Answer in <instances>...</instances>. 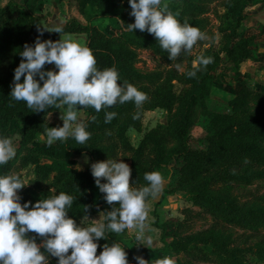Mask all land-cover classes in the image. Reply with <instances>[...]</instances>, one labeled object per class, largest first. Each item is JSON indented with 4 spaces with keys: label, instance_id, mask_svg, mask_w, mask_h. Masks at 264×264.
Wrapping results in <instances>:
<instances>
[{
    "label": "trees",
    "instance_id": "trees-1",
    "mask_svg": "<svg viewBox=\"0 0 264 264\" xmlns=\"http://www.w3.org/2000/svg\"><path fill=\"white\" fill-rule=\"evenodd\" d=\"M73 1L86 23L81 24L74 18L69 19L61 26L63 33L86 34V46L92 50L97 68L103 70L115 66L119 74L118 83L122 85L127 82L134 86L136 82L140 83L135 87L146 94L147 100L139 108L134 102L117 103L113 107L102 108L99 112L92 107L81 108L86 114L83 120L87 125L86 131L91 134L83 145L78 144L71 136L64 141L57 140L51 146L46 142L42 146L34 145L33 141L48 127L45 116L54 107L33 112L26 102L13 100L10 93L14 70L21 62L20 53L25 44L34 47L38 36L41 41H45L55 39L59 33L43 30V35H40L38 31V27L44 28L40 25L41 17L35 12V8L41 5L43 0H6V3L0 6V137L8 136V127L12 121L22 123L18 131L17 155L25 163H33L36 173L44 174V178L51 170L56 172L50 186L46 187L42 194H24L20 203L23 205L31 202L34 205L40 199L65 192L74 198L72 206L68 208V215L77 225L81 219L95 215L100 210L104 212L105 217L113 205L107 204L103 193L100 201H94L95 178L91 173V165L100 162L104 157H112L120 147L129 153L128 160L132 170L130 181L133 185L138 184L139 188L147 186L145 173L158 171L167 163L171 166L172 178L162 194L185 190L193 203L209 208L214 215L220 216L227 223L248 229H257L264 225L263 205L239 206L231 197L220 195L212 187L217 182H248L252 178H264V90L253 94L256 102L250 106V93L242 87V90L228 101V111L210 113L212 131L206 135V146L194 149L189 145V132L194 124L193 111L196 106H205L210 88L216 81L212 71L216 65L213 63L221 57L220 53L206 49L203 55L212 57L213 62L206 67L201 66L194 77L188 76V73L193 71L191 58L188 59L186 71L183 73L174 69L168 70L166 74L162 71L142 73L134 67L138 59V48H150L169 64L181 63L182 56L187 52L182 51L179 57L171 62L168 52L160 47L154 35L138 29L133 32L125 31L127 24L134 23L135 18L128 13L122 14L119 4L123 2L130 6L129 0ZM177 1L181 3L177 19L181 23L187 21L202 32L208 24V19L203 15L212 0ZM262 2L264 0H227L224 4L226 12L218 30L223 42L220 52L225 54L229 62H234L235 75L240 74L238 66L249 53L254 38L252 34L246 35L239 31L246 19L245 9ZM105 18H116L119 27L117 34L107 35L93 24L94 20ZM44 70H50L47 64ZM174 79L183 85L182 90L175 89L172 82ZM42 83L41 81V86ZM157 107L168 112L167 123H157L144 134L138 146L134 147L130 144L126 131L129 128H140L143 111ZM108 112H115L116 116L110 123H105ZM136 113H139V118L133 119ZM167 142L174 144L166 149ZM148 150H151L153 155L151 162L147 164L145 158ZM82 154L88 155L90 162L82 171H76L72 166L75 159L71 157ZM45 156L52 159L51 163H40V159ZM14 161L15 159H11L7 164L0 165V176L9 174ZM114 206L118 207V204ZM104 223H107L105 219ZM126 232L127 229L121 234L106 230L105 239L96 241L97 255L102 252L105 244L120 243ZM221 236L220 231L211 229L207 232L173 237L167 242L163 240L165 245L162 248H141L139 256L150 262L157 252L162 253L164 257L184 253L202 259L213 253L217 254L218 261L222 260V264H245L246 254L251 253L264 262V240L246 248H229L226 243L220 245L216 241H209ZM121 245L128 250L125 243ZM41 251L46 252L43 248ZM173 262L179 264L178 261ZM135 263L137 264L136 260ZM49 264H58V258L53 257Z\"/></svg>",
    "mask_w": 264,
    "mask_h": 264
},
{
    "label": "clouds",
    "instance_id": "clouds-1",
    "mask_svg": "<svg viewBox=\"0 0 264 264\" xmlns=\"http://www.w3.org/2000/svg\"><path fill=\"white\" fill-rule=\"evenodd\" d=\"M129 4L130 15L135 19L134 23L127 24L125 31L138 29L154 35L171 61L176 60L182 51L190 53L198 41L206 39L199 28L187 21L181 23L169 10L166 0H129ZM43 30L59 33L60 39L41 41L38 36L34 47L24 45L20 53L21 62L14 70L10 96L15 101L26 102L33 112L50 107L60 110L63 126L47 127L39 136L47 145L67 140L69 136L78 144L86 143L91 134L86 131L84 121L78 119L80 108L92 107L99 112L102 108L126 102H134L139 108L147 100L146 94L134 85L118 83L119 74L115 66L98 69L92 50L71 34L61 35V26L53 29L38 27L40 35H43ZM212 62V57L197 56L188 76L194 77L201 66L206 67ZM46 64H54L57 70L45 71ZM115 116V112L106 113L105 123H110ZM138 118L139 113H136L133 119ZM15 156L13 140L7 136L0 137V165L7 164ZM75 168L82 171L79 164ZM131 171L123 160L107 159L91 165L96 185L105 194L107 204L113 207L104 217L107 223H94L87 227L81 226L84 219L78 226L69 217L68 208L74 200L71 195L60 192L40 199L34 205L31 202L22 205L18 190L25 184L19 175L0 176V264H49L41 248L57 257L58 264H129L127 252L120 243L105 244L97 255L96 241L105 239L106 230L121 234L125 229L135 228L138 230L136 239L151 249L153 241L150 236H145L150 230L146 223V201L149 197L158 198L167 182L166 177L159 171L145 173L147 186L137 189L130 182ZM101 179L106 183H101ZM116 204L118 207L114 206ZM29 233L36 235L29 236ZM36 236L43 238L41 244L37 243ZM135 260L137 264H174L168 257L149 262L137 256Z\"/></svg>",
    "mask_w": 264,
    "mask_h": 264
},
{
    "label": "rangeland",
    "instance_id": "rangeland-1",
    "mask_svg": "<svg viewBox=\"0 0 264 264\" xmlns=\"http://www.w3.org/2000/svg\"><path fill=\"white\" fill-rule=\"evenodd\" d=\"M52 1L55 3L53 4ZM226 1L227 0H212V2L209 3L208 7L206 8V12L203 15V17L208 19L207 27L202 31L205 34L206 39L198 41L190 53L187 52L186 55H183L180 61L181 63L176 62L175 64H169L158 54L154 53L150 48H138L136 50L138 59L136 60L134 67L138 71L142 73L162 71L163 74H166L168 70L172 69L178 71L179 73L185 72L188 59L191 58L193 61L197 56L203 54L208 48L212 49V51L216 53H220L221 57L213 63L216 65L214 70H212L214 76L216 77V81L210 88L209 96L205 100V106H196L193 111L194 124L189 132V145L194 149H201L205 148L206 146V142L204 140L206 135L212 131V126L209 120L210 113L228 111V101L234 98L235 95H237V93L242 90V87H244V90H247L250 93V106L256 102V97H254L253 94L258 91L260 92L262 89L264 90V73L258 72L252 74L253 69H251V67L254 68L255 66L257 67V65L264 64V20H252L254 16L253 14L256 12L257 7H263L261 10L264 9V2L255 4L245 10L248 11V9H250L252 16L244 20L243 26L239 28V31L241 33H246V35L252 34V37L254 38L252 40L251 47L248 50L249 53L238 66L240 74L235 75L234 62H229L226 59L225 54L220 52L223 42L221 39V33L218 30L223 22V14L226 12L224 7ZM166 2L169 5V10H171L174 15H177L180 12L181 3L179 1L166 0ZM45 6L47 7V11L45 10ZM55 8H59L60 12H62V21L67 17H70L67 18L68 20L72 19V14L75 16H80L82 21L85 22L84 17L78 13L75 1L44 0L41 5L35 8V12L41 17L40 25L42 28L53 29L59 25V22L52 20V16L56 18V15H58L59 12V10H55ZM89 11H91V9ZM119 11L124 15L127 13L130 14L131 7L121 2L119 4ZM114 19L116 20V18ZM106 20H104V22H106ZM48 23H51V25ZM102 23L103 21H97L96 25L102 27ZM108 25L112 27V29H110L112 32L115 29H119L115 26V22L112 19L109 21ZM84 37V35L73 36L74 39L86 45V39H84ZM58 39H60V35L56 36V38L52 39V41H56ZM246 65L247 67H250V69L246 68ZM47 66L50 68V70H57L55 69V65L54 67H50L47 64ZM261 67L264 68V65ZM172 82L174 83L176 90L180 91L183 89V85L177 82L176 79H174ZM138 85H140V83L136 82L135 86ZM60 115V110L54 107L53 110L45 116L48 127H62L63 121L60 120ZM85 117L86 114L84 110L80 108L78 119L84 120ZM167 119L168 112L164 108L157 107L153 110L145 109L140 119V128H129L126 131L130 144L134 147L138 146L144 134L149 129L156 126L157 123L166 124ZM21 125L22 123L20 122L17 123L12 121L8 127L7 137H10L13 140V144L16 149V156L13 158L15 161L13 162L9 174L19 175L25 184L23 189L18 190V195L20 197L24 194L31 195L32 192L40 195L43 193L46 187L50 186V182L55 178L56 172L51 170V172L48 175L46 174L44 178V174L36 173L34 168L35 165H33V163H25V161L17 155L19 154L17 152V147L19 145L18 131ZM56 142L57 141L54 143ZM43 143H45V141L40 140L39 136L33 141V144L36 146H42ZM173 144L174 142H167L165 144L166 149L170 148ZM116 151L117 153L115 152L112 157H104L101 161H106L107 159L115 161L123 160V162L130 166V161L128 160L129 153L124 152L120 147H118ZM152 155V151L148 150L145 158L147 164L151 162ZM73 158L75 159V163L74 165L72 164V166L75 167L77 164H79L82 170L85 169L90 162V157L86 154L71 157V159ZM51 161L52 159L47 156L40 159V163H51ZM158 171L164 174L166 177L167 182L165 183L164 188L166 189L169 180L172 178L171 166L170 164L166 163V165L159 168ZM102 181L105 182L103 179ZM132 187L139 189L140 185L132 184ZM212 187L220 195H228L231 197V199L234 200L239 206L247 207L252 204L264 206V178H252L248 182H217L214 183ZM93 193L94 201H100L102 193L100 192L96 183L94 184ZM168 195L171 198L167 202H164L163 197L165 195L162 194V200L158 202L160 207L151 202L148 204V218L146 223L148 224L150 230L146 231L145 236L151 237L153 241L152 247H154L157 242L159 245L157 247L162 248L165 245L163 240L167 242L172 240L173 237H180L188 234L191 235L199 233L200 231L207 232L211 229L220 231L222 236L216 239H209V241H211V243L216 241L220 245L222 243H226L229 248H246L261 240H264V225L259 226L257 229H248L237 224L227 223L223 221L220 216L214 215L209 208L193 203V201H191L189 198V193H187L185 190H178ZM176 202H178V206H174ZM82 220L83 219L80 220L78 226L81 225ZM101 222L104 223V212L100 210L95 215L85 217L81 226L87 227L93 225L94 223ZM135 231V228L127 229V232L122 240L123 242L120 241V244L125 243L129 250L128 251L126 249L127 256L134 255L135 252L133 251V246L141 245V243L143 244L142 240L136 239V235L134 234ZM28 235L34 236L36 234L29 233ZM36 240L38 244L43 242V238L39 236H36ZM43 252L47 256L48 261L53 258V256L47 252ZM70 254L71 250L69 251V255ZM139 254L137 256H139ZM209 254L211 255L205 259L197 258L192 255H186L184 253L172 254L166 257L170 258L172 261H178L179 264H222L220 262L222 260L218 261V259H216L217 254ZM163 258L165 257L162 255V253L157 252L153 256L152 260ZM129 264L131 263L129 262ZM245 264H264V262L260 261L254 255L249 253L246 254Z\"/></svg>",
    "mask_w": 264,
    "mask_h": 264
},
{
    "label": "crops",
    "instance_id": "crops-1",
    "mask_svg": "<svg viewBox=\"0 0 264 264\" xmlns=\"http://www.w3.org/2000/svg\"><path fill=\"white\" fill-rule=\"evenodd\" d=\"M44 1V0H43ZM6 3V0H0V6H2V5H4ZM52 3L54 4L55 2L54 1H52ZM45 5H46V3H45ZM45 10L47 11V7L45 6ZM253 8V7H252ZM261 8H263V7H257V10H256V12H254V16H253V18H252V20H264V9H262L261 10ZM247 9V8H246ZM245 9V10H246ZM55 10H59V8H55ZM252 10V9H251ZM45 11V12H46ZM251 11H250V9H248V11H245V13H246V19H248V17H250V16H252V13H250ZM79 13V12H78ZM81 15V14H80ZM61 16H63L62 15V12H60V10H59V12H58V15H56V18H54V16H52V20L53 21H57V22H59V25L58 26H63L64 24H65V22L68 20L67 18H70V17H67V18H65L63 21H62V18H61ZM70 16V15H69ZM83 17V16H82ZM71 18H74V19H76L78 22H80L81 24H85L86 23V21L84 22V21H82V18L80 17V16H75V15H72L71 14ZM106 19H108V20H106ZM111 19L115 22V26L117 27V28H119L118 27V24H117V20H115L114 18H105V19H96V20H94L93 22V24L95 25V26H98V25H96L97 24V21H103V23H102V27H99L98 26V28L101 30V31H103L104 33H106L107 35H115V34H117L118 33V31H119V29L118 30H113V32L110 30V29H112V27L111 26H109L108 25V23H109V21H111ZM85 20V19H84ZM104 20H106V22H104ZM48 24H50L51 25V23H48ZM242 26H243V24H242ZM245 28H248V27H245ZM247 31H248V29H247ZM64 34H71L72 36H79V35H84L85 37H84V39H86V34H84V33H70V32H65V33H61V35H64ZM246 34V33H245ZM58 35H60V34H58ZM57 35V36H58ZM59 40V39H58ZM57 41V40H56ZM261 53V52H260ZM264 65V64H263ZM263 65H257V67L255 66L254 67V69H253V73L252 74H255V73H258V72H263L264 73V68H262L261 66H263ZM50 67L52 66V67H54V65H49ZM246 68H250V67H247V65H246ZM261 74V73H260ZM164 188H165V186H164ZM163 195H165L164 197H163V199H164V202H167L171 197L168 195V194H163ZM162 193L158 196V198H156V199H153V198H151V197H149V199L146 201V203H147V205L151 202V203H154L155 205H157V206H159L158 205V202L159 201H161L162 200ZM178 204V202H176L175 203V205L174 206H176ZM178 206V205H177ZM160 207V206H159ZM136 231L134 232V234L135 235H137V229H135ZM157 246H159L158 245V243L156 242V245L154 246V247H151V248H155V247H157ZM134 248H133V251L135 252L134 253V255L133 256H127V259H128V261L131 263V264H136L135 263V257H137V255L139 254V250L141 249V248H148V247H146L145 245H142V243H141V245H135V246H133ZM125 251H126V249H125ZM151 260H152V258H151ZM151 260H150V262H151Z\"/></svg>",
    "mask_w": 264,
    "mask_h": 264
},
{
    "label": "water",
    "instance_id": "water-1",
    "mask_svg": "<svg viewBox=\"0 0 264 264\" xmlns=\"http://www.w3.org/2000/svg\"><path fill=\"white\" fill-rule=\"evenodd\" d=\"M248 69H250V68H248ZM251 69H254V68L251 67Z\"/></svg>",
    "mask_w": 264,
    "mask_h": 264
}]
</instances>
